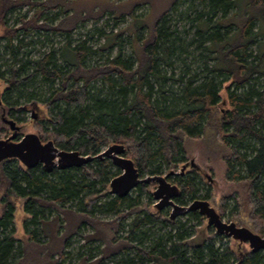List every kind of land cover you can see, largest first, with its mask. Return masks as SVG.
Segmentation results:
<instances>
[{
  "label": "trees",
  "instance_id": "1",
  "mask_svg": "<svg viewBox=\"0 0 264 264\" xmlns=\"http://www.w3.org/2000/svg\"><path fill=\"white\" fill-rule=\"evenodd\" d=\"M240 1L191 0L203 9L188 4L177 12L180 0H175L146 36L134 33L133 59L122 54L117 40L122 32H118L113 40L119 44L116 54L90 65L87 59L93 51L83 42L71 45V31L87 15L71 17L48 0H0V60L6 64L5 72H0L3 117L19 127L28 123L42 142L51 140L59 149L83 156H95L102 147L121 144L123 156L133 161L141 178L173 170L166 180L179 187L180 195L174 198L179 205L193 199L213 204L211 185L198 166L187 163L184 152L186 140H205L208 150L220 154L225 180L244 187L246 227L264 236V32L253 29L255 22L264 19V0H243L251 11L239 25L226 21V15L238 8ZM24 7L27 10L19 16V26L9 27L6 16ZM134 8L119 10L114 20L125 14L133 16ZM172 11L194 27L191 40H185V27L179 32L171 26ZM216 13L221 18L213 22L211 16ZM57 16L61 20L55 25L49 23ZM20 30L24 34L34 31L44 39L25 41L18 38ZM58 35L65 37L62 63L52 50L33 59L28 57L32 52L28 45L43 46L49 37ZM193 43L196 50L211 54H199L201 59L212 60L210 65L203 63L197 68L200 77L192 71L193 54L188 47ZM254 46L257 50L253 55ZM171 58L180 63L177 75L174 68L169 75L163 73V65L173 66ZM36 84L46 90L45 94L35 91ZM37 97L42 98L38 101ZM26 112H30L27 120L22 116ZM9 134L0 129V137ZM22 135L17 133L15 139ZM119 173L108 157L50 172L40 163L26 168L15 158L1 161L0 264H56L51 256L56 253L63 257L71 237L84 226L93 228L92 240L116 243L118 237L113 230L119 225L120 231L121 222L101 220L96 213L119 215V220L133 214L125 236L119 237L111 253H119L115 264H264V250L252 252L246 243L218 234L205 226V218L198 211L170 219V206L157 210L155 202H142L145 195L151 199L154 182L139 183L131 190L136 193L133 197L131 191L124 197L110 194L108 183ZM229 199L236 200L225 195L216 203L222 218ZM17 200L22 201L26 213V244L13 231ZM71 203L78 209L66 207ZM237 207L234 203L233 209ZM166 208L171 209L165 212ZM54 213L66 215L65 230L59 232L61 225H57V231L45 241L37 230L41 232ZM235 217L231 212L228 221L234 222ZM190 222L204 225V230L197 231L199 240L188 234ZM103 259L92 264H103Z\"/></svg>",
  "mask_w": 264,
  "mask_h": 264
},
{
  "label": "rangeland",
  "instance_id": "2",
  "mask_svg": "<svg viewBox=\"0 0 264 264\" xmlns=\"http://www.w3.org/2000/svg\"><path fill=\"white\" fill-rule=\"evenodd\" d=\"M174 1L175 0H48L51 5H58L61 10L68 12V15L71 17L79 14H81V16L87 15V17L83 20H80L71 31V45L73 46L77 45L80 42H83L85 48H90V50L93 51V53L87 59L88 64L90 65L96 62L100 63L107 57H113L116 54L119 48V44L113 43V40L114 35L118 32H122L120 37L117 39L120 43L122 54L124 56H130L133 59L131 41L133 39L134 33L139 32L140 36H146L148 30L151 29L155 21ZM188 4H193V6L197 10L203 9L196 2L191 3V0H180L175 10L177 12L183 11ZM132 7H135L133 10V16L125 14L122 18L114 20V17L119 10L125 11L127 9H131ZM26 10L27 7H24L23 9L13 11L12 13L8 14L5 19L7 25L9 27L19 26L20 22L18 21V18L19 16L23 15ZM250 11L251 10L245 6V2L242 0L239 2L238 8H233L226 15V21H234L237 23L236 25H239L246 16V12L249 13ZM177 12L172 13L171 26L173 25V27H175L179 32H181L183 27H185L188 30L185 34V40H191V38H193L194 27H191L189 23L186 24L182 16H177ZM28 14L31 13L29 12ZM47 16H51V13H47ZM220 18V13H216V15L211 16L213 22L220 20ZM59 20H61V16L54 17L51 21H49V23H53L55 25ZM141 28L143 29L139 30ZM234 28L235 27H233V29ZM257 28L261 32H264V19L263 21L255 22V24L253 25V29L255 30ZM233 29H230L229 32ZM1 33L2 28H0V36ZM20 37H24L25 41H34L35 39H39L42 41L44 39L43 35L38 38V35H36L35 32L31 30L27 34H24V32L20 30L18 38ZM262 40H264V35L262 36ZM64 42L65 37L62 35H58L55 37H49V39L43 46L40 43L28 45L27 48L32 50L28 57L33 59L35 57L41 56L43 52L47 53L52 50L55 52L58 62L62 63L61 48H63L62 45L64 44ZM2 44L3 42L0 39V55L2 54L3 50ZM195 46L196 43H193L191 47H188V51L193 54V59H190L192 71L198 73V76L200 77L202 74L197 68L199 66H202L203 63H207L208 65H210L212 63V60L201 59L199 57V54L205 56H211V54L202 50H196ZM256 50V46L251 49L253 55L255 54ZM5 57L7 56L5 55ZM171 62H174L173 66L166 67L163 65V73L169 75L171 73V70H173L174 68L173 72L175 75H177L179 73L180 63L177 59L174 58H171ZM5 70L6 64H4L3 59L0 60V72L3 73L5 72ZM5 76L6 73L3 75V77ZM169 83H171V81H169ZM227 84L228 82H225V85ZM176 86L177 85H174V87ZM3 88L4 84L0 80V93ZM32 90H34V88H32ZM35 91L41 92L43 94H45L46 92V90L39 84L35 85ZM221 95L223 98L225 97V93L223 91L221 92ZM36 99L38 101L40 100L38 97ZM2 110V106L0 105V129L10 131L8 124L4 121L7 118L3 117ZM20 113H17V115H19ZM22 116L25 118V120H27L30 116V112H26L25 114L23 113ZM30 132L32 131L30 130L28 123L21 124V127L18 131L19 134ZM0 138L3 137L1 136ZM104 149L105 147H102L101 151ZM184 152L187 163L191 162L193 165L198 166L202 170L206 182L211 185V202L213 203L211 205L212 207L215 208L218 200L225 195H232L236 199H229L225 203L224 216L223 218L220 217L222 221L226 223L233 222L228 221L231 218V212H233L234 214H236V217L233 220L237 224V226H246L245 223L247 216V207L244 187L242 184L231 183L225 180L224 164L220 158V154H216L208 150L206 147V141L202 139L186 140V142L184 143ZM176 169V171L179 172L178 167ZM135 194L136 193L134 191L130 192V196L132 197L135 196ZM103 201L104 199L101 200V202ZM141 201H149L150 203L155 202L152 197L151 199H149L148 195L143 196ZM190 203V201H187V205ZM234 203L238 204L236 210L233 209ZM66 207H69L72 210L78 209L76 203L67 204ZM170 209L171 208H166L164 211L167 212L170 211ZM124 212H127V210L124 209ZM55 214L56 213L48 216L47 220L43 224L41 232L37 230L39 238H43L45 241H48L49 237H52L53 234L57 231V225H61L59 232L65 230L64 223L66 221V215L63 213H59L58 216H55ZM96 216L99 219L107 222L113 221L117 224H119V221L121 222L120 231L119 225L116 231L113 230V232H115L116 236L118 237L115 241L116 243H107L106 239L92 240V237H90V235L94 233L93 228H91L90 226H84L79 230L77 234H74L71 237L69 246L64 250L65 253L63 254V257H59L56 253L51 256V259L54 260L56 264H92V262L102 257H105V259H103V264L116 263V260L119 259V253L114 255H111V253L114 252L117 248L119 237L125 236L126 230L128 229V222L132 219L133 214H131L126 220H119V215L115 216L107 213H96ZM25 218L26 213L23 211L22 201L17 200L15 203V211L13 217V231L15 237L21 240L22 243H24L26 239V234L23 228V221L25 220ZM180 219L183 221L185 220V217H181ZM31 229L32 226L29 227V230ZM38 229H40L39 226ZM187 230L189 232L188 234L191 237L194 236V239L199 240V238L197 237L198 235L196 234L197 231L204 230V225L202 227V224L200 225L196 222H190L188 224ZM88 236L89 239L86 238ZM102 237H104V235H102ZM20 247L21 243H19V248ZM29 256L32 258H38V256L35 254H29ZM14 258V260H16L18 258V254L15 255ZM49 263L50 262H48V264Z\"/></svg>",
  "mask_w": 264,
  "mask_h": 264
},
{
  "label": "water",
  "instance_id": "3",
  "mask_svg": "<svg viewBox=\"0 0 264 264\" xmlns=\"http://www.w3.org/2000/svg\"><path fill=\"white\" fill-rule=\"evenodd\" d=\"M4 121L9 126L10 134L5 138H0V162L15 158L26 168H32L40 163L47 172H50L53 168L64 170L79 167L90 162L93 158L108 157L120 170V173L108 183L110 194L124 197L139 183L154 182L156 187L151 193L155 200L154 207L161 210L170 206L172 208L169 215L170 219L184 216L189 211H198L200 215L205 217L206 226H212L218 234H225L239 243H246L252 252L264 250V236L254 233L246 226H237L235 222L226 223L222 221L208 200L193 199L188 205L175 203L174 198L180 195V189L176 184L166 180L168 175L174 173L173 170L165 175L139 177L133 161L123 156L124 146L121 144H109L95 156H83L77 151H63L56 147L51 140L42 142L34 132L25 133L16 140L15 136L20 127L12 120L6 119Z\"/></svg>",
  "mask_w": 264,
  "mask_h": 264
},
{
  "label": "bare ground",
  "instance_id": "4",
  "mask_svg": "<svg viewBox=\"0 0 264 264\" xmlns=\"http://www.w3.org/2000/svg\"><path fill=\"white\" fill-rule=\"evenodd\" d=\"M141 184H142V183H141ZM189 212H190V211H189ZM186 214H187V213H186ZM186 214H185V215H186ZM185 215H184V216H185ZM215 231H216V230H215Z\"/></svg>",
  "mask_w": 264,
  "mask_h": 264
}]
</instances>
